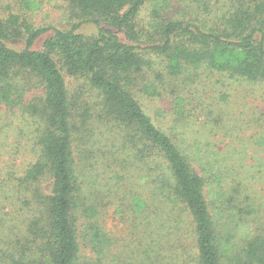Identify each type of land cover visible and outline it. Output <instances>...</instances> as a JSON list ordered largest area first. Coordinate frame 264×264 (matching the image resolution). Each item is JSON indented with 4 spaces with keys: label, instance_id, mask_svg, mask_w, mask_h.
I'll return each mask as SVG.
<instances>
[{
    "label": "trees",
    "instance_id": "trees-1",
    "mask_svg": "<svg viewBox=\"0 0 264 264\" xmlns=\"http://www.w3.org/2000/svg\"><path fill=\"white\" fill-rule=\"evenodd\" d=\"M65 1L83 20L47 25L44 0H0V264H103L112 240L94 220L96 203L81 179L87 169L78 162L86 156L80 145L101 151L99 158L114 148L96 146L97 122L154 170L150 196L167 209L162 224L175 247L169 262L157 264H264V229L251 224L256 207L237 199H251L241 180L229 185L225 157L180 132L200 98L178 95L152 116L133 92L155 100L166 81L185 89L202 72L263 82L264 0L215 9L206 0ZM83 21L93 34L78 29ZM66 76L79 82L74 94ZM83 86L95 101L79 112ZM251 140L264 144L263 136ZM79 217L95 258L80 256ZM149 249L141 264H150Z\"/></svg>",
    "mask_w": 264,
    "mask_h": 264
},
{
    "label": "rangeland",
    "instance_id": "rangeland-1",
    "mask_svg": "<svg viewBox=\"0 0 264 264\" xmlns=\"http://www.w3.org/2000/svg\"><path fill=\"white\" fill-rule=\"evenodd\" d=\"M206 1L215 9L225 7L229 0ZM65 4V0H44V19L40 17V21L46 22L47 25L54 22L57 27H68L72 22L83 20L70 15ZM146 18L147 13L143 10L138 23L142 25ZM78 29L86 35L95 32L94 26L86 21H83ZM158 69L160 67L156 65L155 71ZM201 74L198 79L186 82L185 89L177 87V83L171 80L166 81V85L160 88L161 98L155 100L145 99L137 89H133V92L152 116L156 108L169 106L178 95H185L186 102L189 98H200L190 103L185 111L180 132L188 143L199 146L209 144L225 157L227 169L232 168L228 172L229 185L233 186V183L241 180V191L250 195L251 199L247 200V196L240 193V198L237 199L241 200L242 206L244 203H251L256 207L251 216V224L264 229V144L254 143L253 140L248 142L249 137H264V81L251 84L233 81L217 72ZM66 79L70 91L74 94L79 85L78 80L67 76ZM182 80L183 78L179 82ZM80 90L83 95L78 98L75 106L79 112L95 101L92 95L89 96L85 92L84 86ZM189 90L191 92L188 94ZM200 101L204 104H200ZM96 130L99 135L97 137L102 139L96 146L110 149L114 145V148L109 150L108 156L105 152L103 157L99 158L101 151L96 148L93 150L97 152L85 151L80 145L79 148L83 149L86 156L85 160L78 159V162L79 165L84 164L81 169H87V176L84 175L81 179L82 185L85 183L87 186L86 194L96 203L98 214L94 220L112 240V244L102 255V263L141 264L142 250L149 244L148 254L151 258H148V263L169 262L175 247L169 243L167 229L162 224L167 209L162 204L158 205L150 196L154 170L148 166L144 169L143 163L135 160L128 149L120 147L121 141L119 143L106 138L109 135L107 125L97 122ZM243 140L246 142L243 143ZM95 158L98 160L95 161ZM146 176L149 178L144 180ZM137 198L143 202L142 206H136ZM83 222L81 217L76 222L80 256L84 259L95 258V253L85 238L86 225ZM158 244L162 245L161 249L154 251L152 247L159 249Z\"/></svg>",
    "mask_w": 264,
    "mask_h": 264
}]
</instances>
